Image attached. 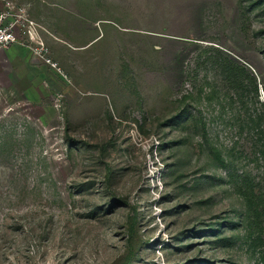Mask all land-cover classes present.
I'll list each match as a JSON object with an SVG mask.
<instances>
[{
	"label": "rangeland",
	"instance_id": "rangeland-1",
	"mask_svg": "<svg viewBox=\"0 0 264 264\" xmlns=\"http://www.w3.org/2000/svg\"><path fill=\"white\" fill-rule=\"evenodd\" d=\"M21 10L55 64L51 34L101 40L69 87L0 52V264H264V0Z\"/></svg>",
	"mask_w": 264,
	"mask_h": 264
},
{
	"label": "crops",
	"instance_id": "crops-1",
	"mask_svg": "<svg viewBox=\"0 0 264 264\" xmlns=\"http://www.w3.org/2000/svg\"><path fill=\"white\" fill-rule=\"evenodd\" d=\"M50 38L51 39H47L48 46H50V48H52V50L56 49V51L54 53H55V60H56V63L58 65L56 64L57 65L56 68H54V67L50 68L49 66H42L43 68L40 67L39 72L42 73L44 71H46V72L49 71L52 74H54L53 76L57 80V82L59 81V83L63 84L62 86H64V87L68 86L69 87L68 84H70V85L72 84L74 86V81L78 79V73H75L74 71H76V70L68 67L67 64L70 63V60L67 58V56H68L67 53L73 54V53H70L72 51L82 52V53H74L73 59L76 60L77 63H79V61L83 62L84 58L86 57V53L89 52L87 50H89L90 48H93L96 44H98V42L101 40V38L99 36H97L96 38H94V40L88 39L86 42L83 38H82V41L80 42L79 39L75 40V38H73L72 36L71 37H67V36L63 37V36H59V35H55V34H51ZM30 55H31L30 51H26L25 48H22L20 46H14L11 49L4 50L2 52V58H1L2 65L4 67H8V69H9L8 70V76L12 80V82H13L12 85L14 87H16V86L23 87L24 86L23 78H22V72L24 69H26V67L29 68L28 64H29ZM31 62L35 66L37 64H39L38 62H36V60H33ZM66 65H67V67H66ZM34 68L35 67L30 68V70H28V71H30L31 76L29 75L28 79H26L27 83L28 82H30V84L33 83L32 86L37 85L36 81H38V79H35V75H37V70H35ZM44 74L45 75H44L43 79L48 80V78H45L46 73H44ZM90 75L86 74L85 77L90 78ZM52 80L53 79H50L48 81L53 83ZM25 85H27V84L25 83ZM55 85L57 87H60L59 84L58 85L55 84Z\"/></svg>",
	"mask_w": 264,
	"mask_h": 264
},
{
	"label": "built area",
	"instance_id": "built-area-1",
	"mask_svg": "<svg viewBox=\"0 0 264 264\" xmlns=\"http://www.w3.org/2000/svg\"><path fill=\"white\" fill-rule=\"evenodd\" d=\"M39 25L28 19L24 10L19 13L8 11L0 14V52L11 49L14 46L23 45L20 32L27 42L35 47L34 53L36 57L44 59L52 67L56 68V64L49 58H45L46 50L43 41L38 35Z\"/></svg>",
	"mask_w": 264,
	"mask_h": 264
}]
</instances>
